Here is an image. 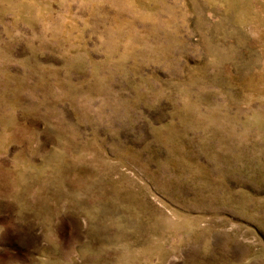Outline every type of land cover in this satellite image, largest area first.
<instances>
[{"label":"rangeland","instance_id":"rangeland-1","mask_svg":"<svg viewBox=\"0 0 264 264\" xmlns=\"http://www.w3.org/2000/svg\"><path fill=\"white\" fill-rule=\"evenodd\" d=\"M0 264H264V0H0Z\"/></svg>","mask_w":264,"mask_h":264}]
</instances>
